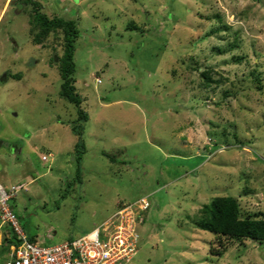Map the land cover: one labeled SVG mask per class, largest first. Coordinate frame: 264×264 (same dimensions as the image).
<instances>
[{"label": "rangeland", "instance_id": "obj_1", "mask_svg": "<svg viewBox=\"0 0 264 264\" xmlns=\"http://www.w3.org/2000/svg\"><path fill=\"white\" fill-rule=\"evenodd\" d=\"M6 1L0 181L26 184L10 204L28 235L77 238L149 195L135 264H264V241L216 255L195 224L215 196L264 215V0H36L76 21L80 107L61 93L60 39L34 43L32 6Z\"/></svg>", "mask_w": 264, "mask_h": 264}, {"label": "built area", "instance_id": "obj_2", "mask_svg": "<svg viewBox=\"0 0 264 264\" xmlns=\"http://www.w3.org/2000/svg\"><path fill=\"white\" fill-rule=\"evenodd\" d=\"M42 159L46 161L48 157L43 155ZM25 185L0 182V233L8 225L20 240L5 264H135L141 240L139 227L151 206L149 195L121 202L111 219L80 237L46 245L30 240L10 204Z\"/></svg>", "mask_w": 264, "mask_h": 264}, {"label": "trees", "instance_id": "obj_3", "mask_svg": "<svg viewBox=\"0 0 264 264\" xmlns=\"http://www.w3.org/2000/svg\"><path fill=\"white\" fill-rule=\"evenodd\" d=\"M29 4L32 6L30 33L33 35V41L36 44H44L52 35L60 39V44L63 48V54L58 56V63H61V93L70 102L80 107L82 100L80 94L77 92L73 77L76 66L73 61L74 42L79 34L76 21L60 16L50 17L43 12L40 2L36 0H23V5L28 6ZM218 18L222 20V17L218 16ZM133 26L136 27L137 25L133 24ZM239 59L241 60L242 57H239ZM203 75L206 78L207 84H210L212 76L209 71H204ZM255 80L261 83V78L258 75H256ZM80 110L81 116L87 119L86 112L81 108ZM195 224L199 228L209 230L216 235L220 246L215 248L212 244L210 248V251L216 255L225 252V249H221L225 238L241 241L246 239L264 241V215L261 217L243 216L239 199L234 196L213 197L210 203L204 204L200 208V213L196 217ZM3 231V243L0 246L1 251L17 247L20 244L17 234L10 226L6 225ZM29 238L30 240H36L30 235Z\"/></svg>", "mask_w": 264, "mask_h": 264}, {"label": "crops", "instance_id": "obj_4", "mask_svg": "<svg viewBox=\"0 0 264 264\" xmlns=\"http://www.w3.org/2000/svg\"><path fill=\"white\" fill-rule=\"evenodd\" d=\"M9 2H10V0H7V1H6L7 4H6V6H5V9H6L7 6L9 5ZM5 9H4V10H5ZM0 182H2V181H0ZM3 183H4V182H3ZM5 184H6V183H5ZM3 233H4V231H3ZM3 233H2V232L0 233V246H1L2 243H3Z\"/></svg>", "mask_w": 264, "mask_h": 264}, {"label": "clouds", "instance_id": "obj_5", "mask_svg": "<svg viewBox=\"0 0 264 264\" xmlns=\"http://www.w3.org/2000/svg\"><path fill=\"white\" fill-rule=\"evenodd\" d=\"M13 0H10L9 4L12 2ZM150 209V208H149Z\"/></svg>", "mask_w": 264, "mask_h": 264}]
</instances>
